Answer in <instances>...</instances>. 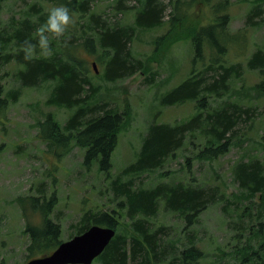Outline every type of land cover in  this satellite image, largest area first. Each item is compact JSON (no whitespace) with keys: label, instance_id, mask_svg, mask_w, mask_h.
Returning <instances> with one entry per match:
<instances>
[{"label":"trees","instance_id":"1","mask_svg":"<svg viewBox=\"0 0 264 264\" xmlns=\"http://www.w3.org/2000/svg\"><path fill=\"white\" fill-rule=\"evenodd\" d=\"M46 1L50 6L65 4L71 9L75 23L66 32L68 46L64 47L50 34L54 52L51 58L39 55L32 60L23 58L19 44L31 38L47 17L48 8L40 3H32L23 15L13 16L0 26V79L8 77L10 85L0 82V124H3L1 119H5L6 107L19 98L23 88L47 83L45 103L63 107L70 113L62 124L52 112H47L37 122L39 137L47 140L48 148L53 149L58 158L72 140L83 148V167L88 170L95 162L98 170L105 172L104 178L110 179V200H115L117 207L110 211L101 207L86 209L74 224L69 238L93 224L108 226L115 234L95 258L99 264H197L202 251L191 245L192 240L187 239L188 246L176 252L174 244H162L161 227H152L150 219L162 208L181 218L185 227L193 225L203 211L224 200L223 193L216 186L196 182L193 177L187 182L163 181L150 187L134 186L132 178L137 173L161 169L188 143L197 142L194 156L204 160L215 159L229 150L236 125L243 121L246 111L238 102L228 99L232 83L242 74L243 68L238 62L228 63L226 58L233 44H240L236 33L225 29L226 0L215 6L213 20L205 25L186 16L180 24L173 25L178 29L187 21L196 22L189 34L193 47L191 63L204 56L208 59L199 69L191 66L188 76L164 92L159 103L191 102L195 111L179 121L148 122L135 160L123 169L124 174L131 175L127 180H122L120 175L114 178L108 171L126 112H120L109 101L100 100L101 85L92 82L91 73L103 82H114L142 69L141 59L133 54L132 39L136 29L160 25L166 5L161 0H138L136 5L128 7L124 0H115V12L109 14L94 9V0ZM171 1L172 22L180 19V15L178 0ZM130 10H133V24L120 18ZM252 15L264 20V0L254 1L248 20ZM259 24L253 21V25ZM82 51L92 55L96 65L102 68L99 74ZM246 66L258 70L260 78L253 88L264 91V46L252 53ZM214 100L219 101L213 105ZM259 139L264 147V131ZM2 150L0 143V153ZM188 157H184L187 164ZM230 171L238 192L236 196H240L235 200L227 199L232 207H225L228 215L236 217V241L232 249L235 264H264V159L237 161ZM37 186L38 195L27 197L39 215L38 225L25 226L30 238L27 250L32 256L51 252L63 240L60 223L49 216L57 197L54 192L47 195L42 183ZM120 218H126L130 234L124 230Z\"/></svg>","mask_w":264,"mask_h":264},{"label":"rangeland","instance_id":"2","mask_svg":"<svg viewBox=\"0 0 264 264\" xmlns=\"http://www.w3.org/2000/svg\"><path fill=\"white\" fill-rule=\"evenodd\" d=\"M137 1L124 0V4L130 7L136 5ZM161 1L166 5L161 24L153 28L136 29L132 39L133 54L141 59L143 68L136 70L130 77L114 82H103L91 73L92 82L101 85L100 100L109 101L120 112H126L118 143L111 156L112 166L108 170L112 177L120 175L122 180L131 176L124 174L123 169L135 160L149 121H179L195 111L191 102L180 105L159 103L164 92L188 76L191 66L199 69L208 59L204 56L191 63L193 47L189 34L196 22L187 21L178 29H174L173 25L176 22L180 24L185 16L193 17L199 24L205 25L213 20L215 6L218 7L224 0H178L180 19L172 22V11L170 14L169 11L173 1ZM254 1L257 0H226L228 20L225 29L236 33L235 38L240 42L233 44L226 58L228 63L238 62L243 68L242 74L236 76L233 83L231 81L233 85L228 99L235 100L246 111L243 112V121L236 125L229 150L215 159L204 160L194 156L197 142L188 143L161 169L144 171L140 175L137 173L138 176L132 178L134 186L150 187L163 181L187 182L193 177L196 182L216 186L223 193L224 200L203 211L193 225L185 227L181 218L162 208L150 219L152 227H161L159 235L162 244H174L176 252L188 246L187 239L192 240L191 245L202 251V258L197 264H235L232 249L236 241V217L228 215L225 207H232L227 199L235 200L240 196H236L238 192L236 184L232 182L230 168L240 160L264 159V147L259 139L264 131V91L253 88L260 78L258 70L246 66L252 53L264 46V20L254 15L248 20ZM32 3L50 7L46 0H0V26L13 16L23 15ZM115 4V0L93 1L94 9L109 14L115 12ZM120 18L123 22L133 24V10L122 14ZM253 21L260 24L253 25ZM84 57L91 65L95 62L92 55L84 54ZM96 67V74H99L102 68ZM140 72L142 74L137 76ZM7 80L8 77L1 78L0 82H5L9 87ZM48 90L47 83L23 88L19 98L15 102L10 101L6 107L5 119H1L0 264H25L29 258L46 254L32 256L27 250L29 233L25 231L27 224L39 223L38 212L27 199L38 195L39 183H42L47 195L54 192L57 197L49 216L60 223L63 240L74 232V224L86 209H117L116 201L110 200V179L104 178L105 172L99 171L95 162L88 170L83 167V148L72 140L58 158L54 150L48 148L47 140L39 137L37 122L47 112H52L62 124L70 113L63 107L45 103ZM217 101L214 100L213 105ZM185 156H189V164L185 162ZM119 220L130 234L126 218ZM91 264L99 262L94 259Z\"/></svg>","mask_w":264,"mask_h":264},{"label":"water","instance_id":"3","mask_svg":"<svg viewBox=\"0 0 264 264\" xmlns=\"http://www.w3.org/2000/svg\"><path fill=\"white\" fill-rule=\"evenodd\" d=\"M92 66L97 71L95 62ZM114 234L108 226L90 225L83 232L61 241L51 252L29 258L25 264H91Z\"/></svg>","mask_w":264,"mask_h":264},{"label":"clouds","instance_id":"4","mask_svg":"<svg viewBox=\"0 0 264 264\" xmlns=\"http://www.w3.org/2000/svg\"><path fill=\"white\" fill-rule=\"evenodd\" d=\"M74 23L73 14L68 6L65 4L51 5L47 9L46 20L35 29L31 38H25L19 44V50L24 53L23 58L32 60L37 55L46 59L51 58L54 52L49 38L50 34L64 47H67L66 32Z\"/></svg>","mask_w":264,"mask_h":264},{"label":"bare ground","instance_id":"5","mask_svg":"<svg viewBox=\"0 0 264 264\" xmlns=\"http://www.w3.org/2000/svg\"><path fill=\"white\" fill-rule=\"evenodd\" d=\"M163 11V10H162ZM74 36V35H73ZM216 85V84H215ZM173 209V208H172Z\"/></svg>","mask_w":264,"mask_h":264}]
</instances>
